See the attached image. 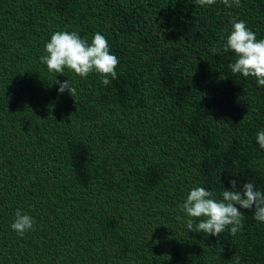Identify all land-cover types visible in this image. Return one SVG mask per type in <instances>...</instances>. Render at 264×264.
<instances>
[{"label":"trees","instance_id":"16d2710c","mask_svg":"<svg viewBox=\"0 0 264 264\" xmlns=\"http://www.w3.org/2000/svg\"><path fill=\"white\" fill-rule=\"evenodd\" d=\"M233 17L264 39V0H0V264H264L254 208L219 237L179 208L195 186L264 189V86L211 50ZM56 31L105 35L118 79L49 72Z\"/></svg>","mask_w":264,"mask_h":264},{"label":"clouds","instance_id":"9594fccd","mask_svg":"<svg viewBox=\"0 0 264 264\" xmlns=\"http://www.w3.org/2000/svg\"><path fill=\"white\" fill-rule=\"evenodd\" d=\"M227 8L237 7L240 0H222ZM200 6H211L216 0H195ZM214 53L231 51L234 59L228 64L233 75L240 74L245 78L253 77L259 86H264V39L248 28L244 20L233 17L230 33L222 36L211 49ZM44 55L40 60L46 64L49 72L64 74L65 68L81 78H87L95 72L101 76V83L108 86L118 79L116 71L119 58L112 54L108 39L96 32L91 42L81 37L77 31H56L44 45ZM111 78V79H110ZM59 85L58 92L67 91L74 98L76 88L69 80H55ZM256 142L264 149V130L259 131ZM231 190L223 188L217 195L215 191L203 186L193 187L179 205L187 219L189 231L219 237L221 233L230 232L235 236L243 228L244 214L241 209L252 210L253 219L264 222V189L258 190L254 182L249 181L238 186L237 179L229 181ZM180 219V217H177ZM34 217L22 209L15 211L11 229L23 237L34 230Z\"/></svg>","mask_w":264,"mask_h":264}]
</instances>
